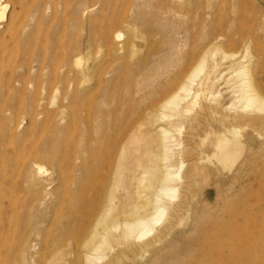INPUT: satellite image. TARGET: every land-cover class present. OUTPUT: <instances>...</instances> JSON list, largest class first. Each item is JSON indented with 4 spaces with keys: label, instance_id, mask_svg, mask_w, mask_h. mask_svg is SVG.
Masks as SVG:
<instances>
[{
    "label": "rangeland",
    "instance_id": "obj_1",
    "mask_svg": "<svg viewBox=\"0 0 264 264\" xmlns=\"http://www.w3.org/2000/svg\"><path fill=\"white\" fill-rule=\"evenodd\" d=\"M0 4L8 5L0 20V264H142L176 232L190 233L182 232L190 221L184 209L149 251L141 245L156 231L136 240L134 254L115 242L120 228L98 249L103 258H84L103 216L107 223L133 218L151 192L145 147L152 141L157 149L163 127L177 144L173 162H184L180 180L191 183L173 203L185 195L215 218L177 264H264V107L246 109L234 91L245 64L264 94V82L256 85L264 78V0ZM186 79L195 82L192 92L182 89ZM177 91L183 109H169L184 115L166 119L160 105ZM227 129L240 135L243 157L231 178L216 181L224 165L214 150ZM222 138L217 152L228 146L229 135ZM131 149L133 164L123 158ZM123 184L130 204L120 197ZM113 188L120 204L107 213Z\"/></svg>",
    "mask_w": 264,
    "mask_h": 264
},
{
    "label": "bare ground",
    "instance_id": "obj_2",
    "mask_svg": "<svg viewBox=\"0 0 264 264\" xmlns=\"http://www.w3.org/2000/svg\"><path fill=\"white\" fill-rule=\"evenodd\" d=\"M7 8H8L7 4H3V5L0 4V20H3V19L5 20L6 18H8L7 14H6ZM117 35H118V37H120L122 34L119 33ZM248 48H249V46H248ZM252 48H254V47H252ZM257 52H258V48H257ZM252 53H253V51H252ZM256 53H254V54H256ZM254 54H253V56L257 57V54L256 55H254ZM250 55H252V54H250ZM259 56L261 57V55H259ZM254 59H253V61H254ZM259 60H260V58H259ZM204 61L207 62V60H204ZM252 62L250 63L249 66H252L251 65ZM260 63H258L257 65L254 64L255 67L260 66ZM247 64L248 63H246V65ZM202 66H206V65L204 64V65H201L199 68H197L193 72V74L195 76H200V74L203 72ZM243 66H245V64ZM243 66H242V68L240 67L237 71V74L239 77H241V80L238 81V79H237V81H238L237 83L235 82L236 80L232 81L233 84H234V82L236 83L234 85L236 90H234V91H236L238 93H242L241 95H238L240 98L239 97H237V98H239L240 100H242L244 102L243 106L246 109H247V107L253 108V109L254 108L262 109L264 107V94L259 95V92H258L259 89L257 90V88L255 86L256 81L254 82V80L250 77L251 76L250 75L251 73L249 72L250 69L247 70L248 68H246V66H245V68H243ZM255 67L252 66V68H255ZM214 69H215V67H214ZM242 77L243 78L245 77V78L242 79ZM189 78H190V76H189ZM210 78H211V75L209 72L207 77H205L203 81L198 83V88L194 91L195 92L194 93L195 94L194 99L195 98L197 99L196 96H198V94H200L201 86H204V84L207 83L208 80L210 81ZM193 79L195 80V79H197V77L193 78ZM186 80L187 81H186V83H184L185 85L182 87V89H185L186 91L190 92L191 89L194 88L193 85L195 82L192 79H190V80L186 79ZM211 80H212V78H211ZM258 82L259 83L256 85H258V88L259 87L261 88L262 85L261 86H259V85H260V83L264 82V78H261L260 81H258ZM175 93L176 94L167 98L162 103V105H160L161 110H162V112H161V110H160V112L163 113L164 118H166L167 115H172V116H176V117H177V115L180 117H183V115H184V112L183 113H180V112L175 113L173 110L169 109L170 106L177 104V102L175 103V101H176V98L178 97V95H180V94L178 91ZM238 93H235V94H238ZM188 94H190V93H188ZM182 97H184V96H182ZM191 97H193V96H191ZM181 99H183V101H184L185 98H181ZM191 99L192 98H190V101H191ZM239 99H238V101L241 102ZM195 102H197V101H195ZM179 103L180 102H178V104ZM182 104H183V102H182ZM182 104H181V106H182ZM172 107H171V109H173ZM176 108L180 109L181 107H179V105H178ZM179 109H177V110H179ZM181 109H183V108H181ZM181 109H180V111H181ZM253 109H250V110H253ZM255 113L258 114L257 112H255ZM160 115L161 114H159V116ZM242 116H240V117H242ZM184 119H185V117H184ZM241 119H243V118H241ZM258 123H260V122H258ZM235 126H237V125H235ZM158 133H159V137L157 139H155L157 144H158L157 149H155V145L153 144L152 141H149V144L146 145V147H145V151L149 152V155H148L149 159L147 161H145L143 171L149 175L148 177H146L147 178L146 181L149 184L153 185L151 192L146 194L144 203L142 205H140L136 211L135 210L134 211H132V210L128 211V213L129 212L131 213V211L133 212L132 213L133 218H123L120 220L117 218L118 220H116L112 223L108 220L109 222L107 223V219H106V218H108L107 214L105 216L106 218L103 216V218H104L103 224H102L103 226L101 227L103 229V231L95 234L93 236L92 240L89 242L87 250L85 251V254H84V258H86V260L95 261L96 259L103 258V256L100 257L98 255V254H100L98 252V249L102 245L106 244L108 236L110 235V232L113 229H120V228L122 229V232L119 235H115L114 240L118 244L122 243L123 245H125V249L133 252L134 254H135L136 248H137L136 247V245H137L136 240L142 239V238L146 237L147 235L152 234V232L156 231L152 240L141 245V249H143L145 251H149L153 244H155L156 242H162L163 237H166V235L168 236L172 233L173 229L175 228V222L182 219V216L185 215L186 212H184V209H187V212H188L187 220L189 219L190 221H188V222L186 221L187 222V224H185L186 228L182 229V232L188 231L187 226L191 227V232L187 233V235H184V236H182L181 233L179 234L178 232H176L173 235V237H171L169 240H167V244L164 247L155 248V249H153V251L151 250V253L153 255L152 258L148 261L143 262L142 264H177L178 262H181L180 260L183 257H186L188 255V253H190V251L193 248V246L195 245L196 241L200 242V244L202 243V241H203L202 240V238H203L202 234L206 229L205 223H208L209 221H213V219H215V218L212 217L210 211L205 210V212H201V211H198L197 208H194L195 205L188 204V198H186L185 195H182V197H181L182 199L178 205H175L173 203V201L175 199H177V197L179 196L180 190H182L181 188H183V187L190 188L191 183H190V179H188L186 181L180 180V178L182 176V170H183L182 168H183V164H184L182 159L179 158L180 155L178 157L179 158L178 161L176 160L177 164H174L176 162H173V158L176 156L174 148L177 144L175 143V141H173V139L171 137L172 133L171 132L169 133V131L165 127L160 128V129L158 128ZM206 134L207 133H205V135ZM226 134L229 135L228 146L226 147V149H222V150H220V152H217L216 148L220 147L222 142L225 141L224 138H222V136H225ZM239 136L240 135L235 134L231 129H227L220 136V138L217 139L218 140V142H217L218 146L214 150V154H215L214 159L219 164L222 163L224 166H223V169L218 171V173H217L218 175L215 178L216 181H220L221 178H231V173L234 172L235 166H237V164H239L240 161H242L241 158L243 157L242 156L243 155V149L240 146L241 139ZM136 141L138 142L139 140H135L134 142H136ZM234 146L235 147L237 146V147L234 148ZM230 147L234 148V150L232 151V150L228 149ZM125 157H128L131 164H133L137 161L136 157L134 156V151L132 149L129 150L128 152L123 153V158H125ZM128 159H127V161H128ZM139 159H141V157L138 156V160ZM207 163H208V165L209 164L212 165L211 161H209ZM124 164H125V161L122 160L121 166H125ZM175 166H177V168ZM206 166H207V164H206ZM192 171H190V172L192 173ZM144 178H145L144 176L142 178L138 177V180L142 183V182H144L143 181ZM230 182H231V179H230ZM122 195H125L126 197H128L124 202L126 204H130L131 203V201L129 199L130 193L128 192L127 185L125 186L123 184V191L120 192V197ZM118 197H119V195H118L117 191H115L113 188L112 192L110 193V197L108 199V205L104 206V208H106V210H104V211H107V213H108L109 210H112L115 207H117V202H119V201H117ZM118 204H120V202ZM113 220H114V218H113ZM161 224H163V226ZM182 224L184 225V223H182ZM178 234L180 236H178ZM124 251H123V253H124ZM118 256L121 259V256L120 255H118Z\"/></svg>",
    "mask_w": 264,
    "mask_h": 264
}]
</instances>
